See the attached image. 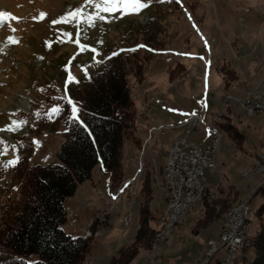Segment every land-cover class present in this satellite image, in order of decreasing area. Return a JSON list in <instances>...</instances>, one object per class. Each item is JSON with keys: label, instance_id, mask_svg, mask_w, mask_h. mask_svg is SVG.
Listing matches in <instances>:
<instances>
[{"label": "rangeland", "instance_id": "rangeland-1", "mask_svg": "<svg viewBox=\"0 0 264 264\" xmlns=\"http://www.w3.org/2000/svg\"><path fill=\"white\" fill-rule=\"evenodd\" d=\"M139 5L136 0H112L111 3L108 0H0V13L5 14L0 24V164L16 156L14 145L19 139L23 140L22 136L32 132V127H38L40 113H57L62 108L60 97L78 109L71 94L72 88L91 78L107 59L121 50H131L107 51L112 42H121L130 19L137 27L145 26L157 17L155 20L164 28L156 34L160 45L164 49H172L174 55H170L171 61L167 58V68L155 71V63L161 60L157 59L161 52H157L141 72V80L135 76L136 69L130 75L137 131L138 124L148 120L149 114L159 107L156 100L160 98L164 100L163 107L172 106L173 114L178 118L188 121L196 114L204 112L206 115L200 126H191L186 121L176 128H162L173 127L169 124L151 127L161 130L148 132L135 155L140 154V157L132 160V166L140 167L139 160L142 157L146 160L145 156L150 160L153 157L155 163H149L147 169L143 167V174H137L143 180L139 195L134 197L133 221L127 229L135 224L137 230L139 228V210L146 198L142 188L148 172L154 190L151 206L155 214L167 208V190L160 182L161 162L166 161L167 164L175 142L187 138L193 143L211 144L215 119L219 127L223 122L236 124L245 137L240 143L235 142L220 127L222 137L215 151L216 167L207 171L212 194L208 193L189 206L185 214L172 223L158 224L155 218L152 225L157 229L156 243L149 249L139 248L138 255L130 264H150L153 260L158 264H200L207 259L210 240L221 244V227L230 210L245 199H251L252 213L247 224L251 240L259 227L255 211L264 201L261 190L264 171L257 168L261 157L264 158V110L251 114L245 105L254 93L264 101V0H139ZM69 13L73 15H67ZM235 37L240 40L230 45L229 41ZM251 40L254 45L249 47ZM238 43V52L246 54V59L240 63L250 64L251 70L237 71L222 57L232 53V47ZM179 49L185 53L192 50L193 59L180 58L176 62ZM207 59L209 64L205 63ZM176 67L178 69L172 72ZM205 67L211 69L206 74L203 73ZM49 97L54 100L51 105ZM26 114H31L33 119H27ZM65 129L61 123L57 130L47 126L35 133L31 162H58ZM129 141L124 146V174L116 188L112 186L110 175L99 166L87 181L94 187H100V192L107 191L106 195L113 200L104 208L113 206L108 219L105 222L96 219L95 230L92 227L88 239H92L94 244L104 236V228L112 217L122 218L128 212L130 197L127 184L122 185L125 179H129L128 171L131 172L127 170ZM9 179L8 175L0 172V203L6 202L8 193L3 187ZM120 187H123V196L116 207L114 199ZM215 200L226 203L225 212L219 220L204 226L201 220L220 208ZM102 202L103 198L97 205H102ZM118 223L117 231L122 233L120 221ZM66 229L74 236L79 234L78 229L81 230L69 225ZM224 254L225 249H222L217 257ZM253 256L252 249L237 248L231 264L236 260L243 264L244 257L251 260ZM37 259V255L27 258L29 262ZM109 263L110 260L97 259L92 254L85 262Z\"/></svg>", "mask_w": 264, "mask_h": 264}, {"label": "trees", "instance_id": "trees-1", "mask_svg": "<svg viewBox=\"0 0 264 264\" xmlns=\"http://www.w3.org/2000/svg\"><path fill=\"white\" fill-rule=\"evenodd\" d=\"M155 19L137 27L130 19L121 42H112L107 51L131 50H121L107 59L91 78L72 88L78 121L71 119L72 103L60 97L62 108L54 114L40 113L38 127H32V132L22 136L23 140L19 139L14 145L16 156L0 164L1 174L10 177L3 187L8 193L6 202L0 203V264H85L94 243L92 239L75 237L66 230V202L82 183L92 178L97 166L110 175L114 188L124 174L125 142L133 139L139 143L129 78L136 69L135 76L141 80V72L148 62L164 49L156 36L164 28ZM48 99L51 105L54 100ZM25 117L33 119L31 114ZM61 123L66 129L58 151V162L32 163L34 134L47 126L57 130ZM220 127L235 142L244 140L245 134L236 124L223 122ZM142 189L146 198L139 210V228L134 241L113 255L109 264H130L139 248L149 249L156 243L157 229L152 222L155 218L158 221L162 210L156 215L151 206L154 190L150 172ZM13 190L15 192L11 194ZM261 190L264 198V185ZM221 201H216L220 205L217 211L208 212L201 220L204 226L223 215L227 206ZM255 213L259 220L258 230L252 235L250 245L242 248L245 251L252 249L254 256L251 260L244 257L243 264H264V201ZM97 224H93L94 230ZM32 255H37L38 259L29 262L27 258ZM234 264L241 263L236 260Z\"/></svg>", "mask_w": 264, "mask_h": 264}, {"label": "built area", "instance_id": "built-area-1", "mask_svg": "<svg viewBox=\"0 0 264 264\" xmlns=\"http://www.w3.org/2000/svg\"><path fill=\"white\" fill-rule=\"evenodd\" d=\"M252 96H255V93ZM251 99V98H249ZM157 105L163 106L164 100L158 99ZM250 112H257L260 108V105L247 106ZM206 113L202 112L201 114H196L189 118V123L191 126H200ZM179 125L173 127H162L167 128H176ZM161 130L159 128H151L150 132H155ZM213 140L211 144L202 146L198 143L190 142L187 138L182 139V142L178 145H173L169 155H168V164L166 166L165 172L161 176V184L167 190V201H173L174 206V216L180 214L181 208H183V200H190L188 195H185V187L191 186V181H199V189L195 191V195H198L199 199L212 191V187L207 181V171L216 167L215 156H213V149L215 142H219L222 135H218L214 129ZM133 165L132 158H130L129 168L131 170ZM259 171H264V158L261 157L259 165L257 166ZM143 178L131 177L129 175V183L127 186V191L129 193V203L127 207V213L122 217V228L127 229L128 224L132 221L133 214V201L134 197L138 196L141 189ZM123 193L117 194L115 196V205L121 201ZM251 199H245V202L242 206L239 207L238 211L232 215L231 218H227L223 221L221 227V244L217 240L212 241L209 244V249L207 254V259L200 264H230L232 263L233 254H235L237 248H241V239L246 237L248 234V223L250 221V206ZM92 203H88L91 205ZM112 208H106L102 210L97 217H95L90 225L82 227L80 225V217L76 213L75 209L66 205V216L67 224L75 228H80L83 232L82 237L84 239L90 238L92 225L96 221L105 222L106 218L108 219L109 214L112 211ZM174 220V219H173ZM225 249V254L221 257H217V254Z\"/></svg>", "mask_w": 264, "mask_h": 264}, {"label": "crops", "instance_id": "crops-1", "mask_svg": "<svg viewBox=\"0 0 264 264\" xmlns=\"http://www.w3.org/2000/svg\"><path fill=\"white\" fill-rule=\"evenodd\" d=\"M222 30H225V28ZM222 30H221V32H222V35L224 36ZM246 37L248 38V36H246ZM238 40H240L239 37H235L233 40H230L229 43H230V45H233L234 42H237ZM238 44L239 45H235L234 47H232V51H231L232 53L228 54L227 56L225 54H223L222 57H224L227 61H229V63L231 64V67L237 71H240V70L242 71L244 69L245 70H251L250 66H249L250 64H241L240 63L241 60L246 59V54L241 55L238 52V49L240 47V43H238ZM253 45H254V42L251 40L249 43V47H252ZM160 52H159L160 54L157 57V59L161 58V60H158L155 63L154 68H153L155 71L160 70V68H167L168 67L169 60L166 61L167 58H170V61L173 60V58L170 57L171 54L174 55L172 49L166 48ZM225 53H227V49H225ZM198 54L201 56L200 51L198 52ZM176 55H178L177 57H179L176 59V62H179L180 58H186V59L192 60L194 57V52L191 50V51L185 53L184 50L179 49V54L177 53ZM163 59H165V60H163ZM163 61L165 62L164 65H163ZM206 61L207 62H205V63L209 64L208 59ZM208 67L204 68V72H203L204 74H206L207 72H209V70H211L210 68L207 69ZM205 78H207L206 75H205ZM222 97H223V95H222ZM222 97H221V100H222ZM171 107L172 106H170L169 108H167V106H166V108H164L163 106L156 107L152 111V113L149 114L148 120L141 121L138 124L139 127H138V131L136 133V138L139 140V143H136L133 139H130L129 144H128V154H127L129 159L132 158V160H133V159H137L140 157L139 156L140 154L137 157H135V155L138 153L139 147L143 144V140L146 138V136H147V134H148V132L152 126H162L164 124H169V126H175V125L183 126L185 124L184 122H186L187 119L181 118V117L178 118L177 116H175L173 114ZM182 123H184V124H182ZM202 146H205V145H202ZM147 153L149 154V152H147ZM145 158L147 160V166L149 165V163H155L153 161V157H151V160L148 159L146 156H145ZM165 162L164 161L161 162L160 177L162 176V174L165 171V169H164L165 164H166ZM128 170H130V168H128ZM130 173H134V174H131V177H138L137 174L139 173V166H135V167L132 166L131 172L128 171L127 175L129 176ZM126 180L127 179H125V182H124L125 185L128 184ZM98 188H100V187H98V186L94 187L93 185H91L90 183H88L86 181L79 186L76 194L73 197L69 198L66 202V205H70L75 209L76 213L80 217V225L82 227L90 225L92 220L95 217H97L98 214L107 205H109L111 202H113V200L111 199L112 197L110 195H106V194H108L107 191H106V193H103V192H100V190H98ZM105 196H107V197H105ZM99 198L100 199L103 198V202H102L103 204L102 205H97L98 202L100 201ZM90 202L92 204L88 205V203H90ZM124 209H125V207H124ZM163 209H161V210H163ZM138 217H139V215H138ZM118 221H120V223H121V229L120 230L122 233L117 231V229L119 228ZM132 221H133V219H132ZM129 228L126 230H124L122 228V218H120L118 216L112 217L110 219L109 224L106 225V227L104 228V232H105L104 236H102L97 241V243L94 244L92 252H91L92 256L97 257V259L102 257L105 259V261L106 260L109 261L111 259L112 255H114L116 250H118L119 248H121L123 246H126L136 235L137 224H135L133 228H130L131 229L130 232H129ZM66 230L68 231V229H66ZM123 231H125V232H123ZM78 233L79 234L76 235L75 237L82 236V234H83V232L79 229H78ZM124 240L126 241L125 244H124V242H125ZM122 242L124 245L121 244Z\"/></svg>", "mask_w": 264, "mask_h": 264}, {"label": "bare ground", "instance_id": "bare-ground-1", "mask_svg": "<svg viewBox=\"0 0 264 264\" xmlns=\"http://www.w3.org/2000/svg\"><path fill=\"white\" fill-rule=\"evenodd\" d=\"M261 96H259V94H255V96H252L251 97V99H249L248 100V102L246 103V105H245V108H246V110H247V112L248 113H251V114H255L256 112H250V110H249V108L247 107V106H251V104H253V105H260V108H259V110L257 111V112H259V111H262V110H264V101L260 98ZM264 97V96H263ZM156 102H157V100H156ZM244 108V109H245ZM190 124V123H189ZM214 129H215V131H216V133L218 134V135H222V132H221V129H220V127H219V122L215 119V122H213V124H212V132H214ZM182 142V140H180V141H177V142H175V144L174 145H178L179 143H181ZM217 143L218 142H215V145H214V149H213V156H215V151H216V148H217ZM139 164L141 165L140 167H139V175H141V174H143L144 173V169H143V167H145L146 166V168H147V162H146V160L144 159V157H142L140 160H139ZM167 164H168V160H167ZM167 164L165 165V170H166V166H167ZM101 169V168H100ZM102 170V169H101ZM128 170V169H127ZM126 170V171H127ZM146 170V169H145ZM165 172V171H164ZM127 183H129V179L127 180ZM125 185V184H124ZM124 185H122V186H124ZM121 188H123V187H120L117 191H119V194L121 193ZM198 189H199V181H191V186H186L185 187V195H188V198H191V204H190V200H183V208H181V210H180V214L179 215H175L174 216V206H173V201H168V203H167V208L165 209V210H162L160 213H159V215H158V224H166L168 221L170 222V223H172L173 221H175V220H177L178 218H180V217H182L184 214H185V212H186V209L189 207V206H191V205H193V204H195V203H197L198 202V195H195V191H198ZM209 194H212L211 192H208ZM207 193V194H208ZM207 194H205V195H207ZM205 195H203L200 199H199V201L200 200H202L203 199V197L205 196ZM245 201H243V202H241V203H237L238 205H236L234 208H232L231 210H230V212L228 213V215L226 216V218L225 219H227V218H231L232 217V215H234V213L235 212H237L238 211V209H239V207L240 206H242L243 205V203H244ZM251 213H252V210H251V212H250V215H251ZM174 219V220H173ZM180 220V219H179ZM179 220L177 221V222H179ZM132 222V221H131ZM131 222L128 224V226L131 224ZM176 222V223H177ZM100 224V223H99ZM169 225V224H168ZM170 225H172V224H170ZM173 225H175V224H173ZM163 228V227H162ZM161 228V229H162ZM164 230H165V228H164ZM92 234V233H91ZM165 235V234H164ZM91 236V235H90ZM163 236V235H162ZM159 240V239H158ZM212 241H214V240H210L209 241V244H211L212 243ZM250 243H251V236H250V234H249V231H248V234L246 235V237H244L243 239H241V246H243V247H241V248H245V247H248L249 245H250ZM208 249H209V245H208ZM207 252H208V250H207ZM150 264H158L157 262H155V260H153L152 262H150ZM231 264V263H230Z\"/></svg>", "mask_w": 264, "mask_h": 264}, {"label": "snow or ice", "instance_id": "snow-or-ice-1", "mask_svg": "<svg viewBox=\"0 0 264 264\" xmlns=\"http://www.w3.org/2000/svg\"><path fill=\"white\" fill-rule=\"evenodd\" d=\"M108 2L111 3L112 0H108ZM136 2H137V6H138V7L141 6V5H139V0H136ZM105 10L107 11V10H109V9L106 8ZM76 11H80V10L77 9ZM4 15H5V14L0 13V24L3 23V16H4ZM67 15H73V13H69V14H67ZM56 22H58V21H53V23H56ZM57 110H58V109H53V111H57ZM72 112H73V116L71 117V119L78 121V120H79V117H78V115H77L78 110L75 108V106H73V108H72ZM80 123L83 125V122H82V121H81ZM83 126H84L85 130L87 131V126H86V125H83ZM89 135H91L90 132H89Z\"/></svg>", "mask_w": 264, "mask_h": 264}]
</instances>
